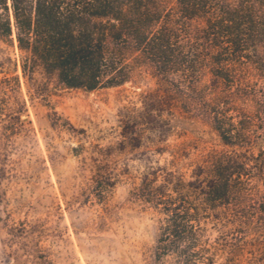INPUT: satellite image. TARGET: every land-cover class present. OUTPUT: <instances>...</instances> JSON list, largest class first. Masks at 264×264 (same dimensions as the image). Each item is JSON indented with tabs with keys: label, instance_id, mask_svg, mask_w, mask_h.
I'll return each instance as SVG.
<instances>
[{
	"label": "trees",
	"instance_id": "trees-1",
	"mask_svg": "<svg viewBox=\"0 0 264 264\" xmlns=\"http://www.w3.org/2000/svg\"><path fill=\"white\" fill-rule=\"evenodd\" d=\"M0 39L25 75L41 68L68 88L118 86L150 66L229 147L181 186L141 188L163 216L155 260L264 264V0H0Z\"/></svg>",
	"mask_w": 264,
	"mask_h": 264
},
{
	"label": "rangeland",
	"instance_id": "rangeland-1",
	"mask_svg": "<svg viewBox=\"0 0 264 264\" xmlns=\"http://www.w3.org/2000/svg\"><path fill=\"white\" fill-rule=\"evenodd\" d=\"M21 61L0 39V264H173L154 258L163 216L141 188L229 147L148 65L89 91Z\"/></svg>",
	"mask_w": 264,
	"mask_h": 264
}]
</instances>
